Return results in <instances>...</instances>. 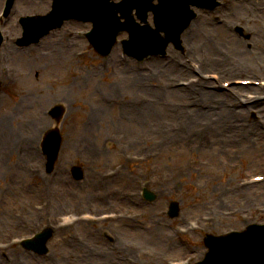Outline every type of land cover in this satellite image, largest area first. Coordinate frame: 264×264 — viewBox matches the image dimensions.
<instances>
[{
  "label": "rangeland",
  "instance_id": "obj_1",
  "mask_svg": "<svg viewBox=\"0 0 264 264\" xmlns=\"http://www.w3.org/2000/svg\"><path fill=\"white\" fill-rule=\"evenodd\" d=\"M226 1L228 5L216 12L197 11V19L182 36L185 51L170 46V55L165 58L115 64L116 59L107 61L99 57L87 42L67 46L65 40L54 53L60 37L53 35L49 38H56L44 42L42 49L16 50L13 62L19 90L14 104L6 109L4 105L0 107V123L8 115L14 119L0 142V217H9L0 220V241L8 242L11 237L29 235L41 228L46 221L38 206L50 197L53 214L75 205L82 209L111 206L108 208L112 212L125 215L142 212L144 217L138 222L115 221L104 227H69L56 233L48 256L41 258L16 247L0 253L2 264H90L89 258L95 264H128L127 258L140 263L137 258L145 260L147 254L156 252L170 259L199 256L203 248L200 246L203 245L202 231L185 238L192 244L191 251L190 247L176 249L185 245L183 238H176L174 233V227L182 225L184 218L201 222L207 212H213L216 219L210 231L218 232L237 226L243 228V215H248L250 221H264V212L259 210L264 208V184H242L252 175L264 174V88L259 87L261 81L257 80H264V1L242 0L248 3L234 5L229 0H221ZM1 4L0 1V7ZM240 5L245 6L234 17L230 10ZM148 20L151 23V17ZM230 37L239 43L238 52L226 44ZM77 51L85 52V56L74 55ZM114 53L120 55L121 49L117 48ZM208 56L218 62H210L205 71L198 70L196 66L200 67ZM227 59L231 60L228 64ZM215 64H227L228 71ZM246 64L258 68L246 71ZM92 70L99 75L94 76ZM215 73L220 81L208 77ZM157 74L163 76V81H151L148 87L151 91H164L162 107L150 105L151 94L137 91L143 87L141 75L149 80ZM193 77L201 81L192 90H184L183 100L174 101L172 86L179 87L175 83ZM243 79L259 83H236ZM226 82H230L229 86H224ZM20 86H25L24 94L35 93L34 88H39L43 96L23 98L19 94ZM195 89L211 94L227 92L222 111L235 112L240 106L242 115L224 127L216 112L219 106L213 108L212 101L202 100L203 95L192 96ZM66 94L70 101L61 124L63 144L57 168L48 175L35 129L40 126V135L43 127L53 125L43 112ZM70 96L76 103L74 109L70 107ZM233 96L242 101L231 110L229 104L237 102ZM214 103H220V99ZM152 107L160 109L158 119L153 117L148 123L138 120L141 112ZM15 108L21 112L14 118L11 111ZM182 110L188 116L193 111L208 112L211 123L206 132L195 138L188 119L180 115ZM201 127L206 128L207 122H201ZM163 128L174 134L178 131L181 142L171 141ZM7 133L12 138L2 146ZM136 148L145 157L143 166H131L105 182L102 174L124 161L123 149L138 152ZM74 165L84 168L81 181L72 178ZM141 171L142 177L134 176ZM131 174L129 181L127 177ZM141 179L143 186L157 195L155 202L143 201L142 206L133 195ZM175 202L180 204V214L171 219L165 211ZM233 209L238 210L237 216L225 214ZM15 222L18 223L12 224ZM150 229L158 230L152 239L147 234ZM80 231L86 232L83 237ZM78 240H85L86 247L84 243H77ZM95 246L99 248L97 255L89 256Z\"/></svg>",
  "mask_w": 264,
  "mask_h": 264
},
{
  "label": "bare ground",
  "instance_id": "obj_2",
  "mask_svg": "<svg viewBox=\"0 0 264 264\" xmlns=\"http://www.w3.org/2000/svg\"><path fill=\"white\" fill-rule=\"evenodd\" d=\"M232 1H233L234 5L237 2L240 3V0H232ZM243 6H245V5L235 6V7H233L230 10V12L234 15V17H237L239 15V10H242ZM260 43H263V42H260ZM226 44L232 46V50H234L235 52L239 51V48H240L239 43L235 42V40L233 38L230 37L229 41L226 42ZM259 45H263V44H259ZM215 60H216V62H218L217 59H214L213 57L208 56L207 59H206L205 65L207 66L210 62L214 63L213 61H215ZM229 61H231V60L227 59V64L229 63ZM227 64L224 65V66H219V65L215 64V66L216 67L218 66L222 70L224 69V70L228 71L229 66H227ZM257 67L258 66H256V65H247L246 64V71H249V70H251L253 68H257ZM141 77H142V80H143V87L137 89V91L143 92V93H147L148 95L151 94L153 99L150 102V105L162 107V104H164L162 101L165 102V100L163 99V95H164L163 92L164 91L163 90H161V91H151L150 88L148 87V84L151 81H158V82L161 83L163 81V76L157 74L154 77H152V79H149V80L147 78H145L144 76H142V75H141ZM135 84L138 85V81L135 82ZM192 89L193 88L191 87V89L175 90L173 92L172 99L174 101H176V102H178L180 100H183L185 98V96H186V94L183 93L184 90H192ZM198 95H199V97H200V95H203L204 98H205L203 100H208L210 102L212 101L211 103H213V108H215V106H219L218 109L216 110V112H219V121L221 120V123H222V125L224 127L228 126L229 124H231L232 123L231 120L233 118L242 115L241 111H243V109L240 108V106H239L238 111H235V112H230V111L223 112L222 111L224 97L228 96L227 92H225L224 94H217L216 92L211 94L209 92H203L200 89H195L194 90V94H192V96H198ZM219 99H220V103H214V102H218ZM172 104L173 103H171V105ZM158 110H160V109L152 107V108H150L147 111L141 112V114H139L140 117H139L138 120H141L144 123H148V121L152 120L153 117L158 119L159 118L158 117ZM179 112H180L181 116H183V117L185 116L188 119V123L190 124V131L192 132V134H194L195 138H197L198 136H200L201 134L206 132V130L210 126L211 122H209V114H208V112L193 111V112H191V114L189 116L186 114L185 110H182V111H179ZM207 119H208V121H207ZM201 122H207V127L206 128H202L201 127ZM182 129H183V123H181V130ZM162 131L165 132L166 128H163ZM179 135H180L179 132H177L176 134L171 132V135H169V136L171 138V141H173V142L176 141V144H177V143L181 142V140H178ZM98 156L101 157L100 152H98ZM132 174L128 175V177H127L129 181H130V178H131ZM0 220H5V219L0 217ZM157 233H158V230L150 229V232H148L147 234H148V237H150L152 239L153 238V234H157ZM94 241H96V238H94ZM154 241L156 242V239H154ZM77 243H81V241H78ZM82 243H84V242H82ZM161 247H166V245L161 246ZM95 251H96V249H95ZM93 255L94 254L92 253L89 256H93ZM65 258L67 259V257H65ZM89 260L92 262L90 264H95V261L92 258H89ZM0 264H2V263L0 262Z\"/></svg>",
  "mask_w": 264,
  "mask_h": 264
}]
</instances>
